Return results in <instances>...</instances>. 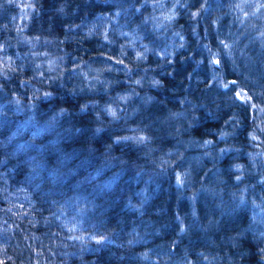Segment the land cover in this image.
<instances>
[{
    "label": "trees",
    "instance_id": "trees-1",
    "mask_svg": "<svg viewBox=\"0 0 264 264\" xmlns=\"http://www.w3.org/2000/svg\"><path fill=\"white\" fill-rule=\"evenodd\" d=\"M0 264H264V0H0Z\"/></svg>",
    "mask_w": 264,
    "mask_h": 264
},
{
    "label": "snow or ice",
    "instance_id": "snow-or-ice-1",
    "mask_svg": "<svg viewBox=\"0 0 264 264\" xmlns=\"http://www.w3.org/2000/svg\"><path fill=\"white\" fill-rule=\"evenodd\" d=\"M213 63L214 64H219L220 61L218 59L217 60H213ZM235 83H236L235 81H230L229 82V84H231V85H235ZM229 84H225V85H223V87L228 89L229 88ZM233 99H238V100H240V101H242L244 103H247V101L250 100L251 97H248L246 94L243 93V90H241V91H238V92L235 93V96L233 97ZM109 111H111V110L109 109ZM111 114L113 115V117H115V112H111ZM99 131L100 130L97 129V132H99ZM120 139H123V140L135 139V140H137L138 143H142V142H144L146 140V138L143 137V136H141L139 138H136V137H123V138H119L116 142L119 143ZM209 143H211V142L210 141H205V144H209ZM178 183H179V181H178Z\"/></svg>",
    "mask_w": 264,
    "mask_h": 264
}]
</instances>
